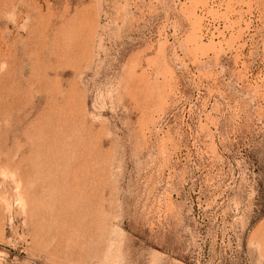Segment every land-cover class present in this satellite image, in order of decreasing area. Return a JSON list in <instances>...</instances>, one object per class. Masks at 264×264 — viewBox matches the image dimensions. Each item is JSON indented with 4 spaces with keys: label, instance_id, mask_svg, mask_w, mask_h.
<instances>
[{
    "label": "rangeland",
    "instance_id": "rangeland-1",
    "mask_svg": "<svg viewBox=\"0 0 264 264\" xmlns=\"http://www.w3.org/2000/svg\"><path fill=\"white\" fill-rule=\"evenodd\" d=\"M0 264H264V0H0Z\"/></svg>",
    "mask_w": 264,
    "mask_h": 264
}]
</instances>
